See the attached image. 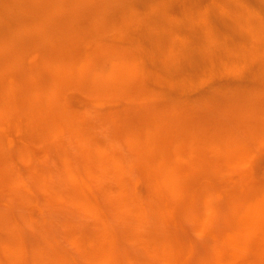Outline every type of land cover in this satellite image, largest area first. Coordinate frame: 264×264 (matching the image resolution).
<instances>
[{
    "label": "rangeland",
    "instance_id": "1",
    "mask_svg": "<svg viewBox=\"0 0 264 264\" xmlns=\"http://www.w3.org/2000/svg\"><path fill=\"white\" fill-rule=\"evenodd\" d=\"M260 1L249 3L264 9ZM97 2H86V8L93 11ZM29 4L0 0L9 5V17L24 20L20 28L32 40L31 54L10 57L12 27L0 21V264H217L218 252L230 246L233 225L264 187V145L244 137L256 122L250 118H256L254 104L264 106L262 95L255 103L248 96L252 106L244 98L257 86L248 76L256 63L238 65L236 71L222 64L177 84L171 71L181 66L175 68L174 60L154 62L149 41L142 39L143 34L155 36V28L132 25L120 35L81 16L73 19L71 33L53 23L66 16L53 11L51 3L46 4L51 20L31 23ZM171 9L179 10L180 2ZM208 14L213 27L225 31L228 18L216 9ZM173 24L181 53L187 50L190 27ZM79 35L89 37L88 45L110 50L105 53L122 50L137 72L119 84L107 77L93 90L76 84L63 64H48L44 55L83 49ZM108 66L109 61L101 65ZM43 81L51 91L40 88ZM151 113L171 120L180 115L188 129L197 127L193 122L198 119V129H208V120L216 117L218 126L248 138L251 156L228 169L218 151L184 144L172 158L175 172L169 184L117 133L120 122L134 117L149 126L152 120L145 117H154ZM244 120L247 124L241 125ZM118 171L125 183L122 201L113 188ZM243 230L234 249L239 264H264V231Z\"/></svg>",
    "mask_w": 264,
    "mask_h": 264
},
{
    "label": "bare ground",
    "instance_id": "2",
    "mask_svg": "<svg viewBox=\"0 0 264 264\" xmlns=\"http://www.w3.org/2000/svg\"><path fill=\"white\" fill-rule=\"evenodd\" d=\"M28 1H30L28 7L34 12L31 23H36V25L51 20V9L49 8L48 11L46 7L47 3H51L53 11L62 12L66 16V19L64 18L61 21L55 20L53 23H58V26L64 27L63 29L67 30L73 29L74 23L77 21L74 20L73 23V19L80 18L81 16L87 19L91 25H104L115 31L118 30L120 35L122 34V29L132 25L145 27V29L155 28L158 30L155 36L143 34L144 37L142 39L149 41L148 53L154 62L157 60L159 62L174 60L177 65L175 68L181 66L179 67L181 70L179 68L178 70H174L173 68L171 71V79L174 78L177 84L187 81L189 77L192 78L193 76L191 75H200V77L203 75L202 77H204L206 74L215 72L219 68L218 66L222 64H225L226 68L236 71L239 66L247 67L249 65L250 68V65L255 62V70H249L248 73L250 75L248 74V76L250 82L253 85H257L255 89H259L260 94L253 88H251L252 90L247 88L251 92L245 95L244 98L246 97V100L250 97L254 100L253 103H255L257 96H264V9H261V5L258 3L256 5L260 6L255 8L254 5L249 3V0H209L205 4H198V2V5L193 0H116V2L115 0H111L115 5H111L108 2L109 0H97L98 2L96 3L97 5L95 4L94 10L89 11L85 3L90 2V0ZM175 1L180 2V9L177 11V8L173 9L174 11L171 9V4ZM261 1L264 2V0ZM211 9L219 10L228 18V21H224L226 24L223 30L225 31H219L213 27V22L208 14V11ZM8 11L9 5H0V21L6 20L12 27L9 32L10 39L8 41L11 47L9 56L19 58L31 54L32 40L27 36L26 32L22 31L24 29L20 28L21 25L24 26L22 24L25 23L24 20L9 17ZM100 21L103 22L100 23ZM173 23H187L190 27L186 35L188 39L186 38L187 41L184 43L187 50L184 49L186 51L181 53L177 51L176 44L174 43L176 35L172 31L173 29H171ZM83 34L89 36L86 32ZM85 35L84 37L83 35H79L81 41L78 38V41L82 45H85L83 49H76L70 52L63 49L58 50L56 53H47L44 55L45 61L48 64H63L66 71L72 74L75 83L84 86L87 90H93L97 86H104L103 82L107 77L112 78L118 84L126 80L129 81L128 79L132 76L131 74L137 72L134 71L135 65L133 63L135 62L127 56L122 57V50L121 52L118 50L116 52L115 50V53H113L112 50V53H105L104 51L110 50H105L106 48L100 45L104 49L102 50L98 47L99 44L98 46H94V44L88 45L89 37ZM60 48L62 47L58 49ZM192 53L195 54L193 56L189 55ZM106 61H109V66L102 68L101 65L103 66V63ZM186 67L187 70L184 72L183 70ZM96 76L100 79L98 82L94 80ZM39 86L42 90L46 91H51L52 88V85L48 81H43ZM250 100L247 101V104ZM251 102L249 104L252 106ZM255 104V113L252 111L253 114L251 115H255L256 118H250L255 119L256 122L255 125H252L253 123L250 124V126H253L251 128H247L244 125L248 129L244 137H252L251 141L264 145V106H257ZM247 113L250 112L248 111ZM151 115L153 116L154 114L151 113ZM210 118H212V120H208V122L211 121L210 125L208 124L210 128L205 129L204 125H201V128L204 127L203 129H205L203 131L201 128L198 129L199 119L197 122H193V125L195 124L197 127L194 126L195 128L188 129L186 125L188 120H181L180 115L179 119L176 120L174 118L172 120L171 118H162L160 115L159 117L154 115L150 119L145 117L147 120H152L151 125L147 124L149 126L145 125L147 122L143 124V118H137L136 120L134 117L133 119L135 120H130L133 122L125 121L123 124L120 122L117 126V133L133 147L149 169L159 172L170 184L173 182L175 172L172 158L177 153L178 148L184 144L188 145L189 148L194 147L218 151L221 154L222 161L225 163V167L228 169L250 158L252 148L247 143L248 138H243V130L238 134V136L242 134V137H237L235 134H232L235 132L231 131L229 133L228 129L231 128H227L226 130L218 126V122L215 120L216 117ZM245 121L240 122L241 125H243V122L246 123ZM199 123L201 122L199 121ZM205 123L207 122L205 121ZM175 125H179V129ZM216 125L220 127L219 129L217 128L219 132L215 129ZM236 126L238 128V125ZM221 128L223 129L220 130ZM221 131L226 134H223ZM192 137L195 138L193 144L189 143V139ZM232 146H235V150L230 148ZM124 186V180L118 171L115 174L113 188L119 200L122 199ZM252 204L253 207L251 209L242 211L241 221L233 225L227 237L230 241V246L218 252L216 255L217 264H239L234 249L243 240L242 233L244 232V228L255 227L258 231H264V213H262L264 212V187H262L259 195L252 201ZM7 252L8 254H13L12 251Z\"/></svg>",
    "mask_w": 264,
    "mask_h": 264
}]
</instances>
